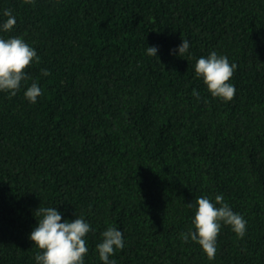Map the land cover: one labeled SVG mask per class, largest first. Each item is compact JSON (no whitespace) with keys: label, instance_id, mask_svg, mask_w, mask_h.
I'll list each match as a JSON object with an SVG mask.
<instances>
[{"label":"trees","instance_id":"16d2710c","mask_svg":"<svg viewBox=\"0 0 264 264\" xmlns=\"http://www.w3.org/2000/svg\"><path fill=\"white\" fill-rule=\"evenodd\" d=\"M6 8L16 24L0 36L39 59L0 92V264H34L35 209L53 205L94 229L85 264H102L109 225L125 237L116 264H264V0H0V21ZM184 38L192 55L170 54ZM212 50L237 65L227 102L195 75ZM216 194L247 231L222 225L210 260L179 234L188 204Z\"/></svg>","mask_w":264,"mask_h":264},{"label":"clouds","instance_id":"9594fccd","mask_svg":"<svg viewBox=\"0 0 264 264\" xmlns=\"http://www.w3.org/2000/svg\"><path fill=\"white\" fill-rule=\"evenodd\" d=\"M31 3L32 0H27ZM4 19L0 21V32H11L16 24V16L11 9H4ZM190 41L181 39L170 54L184 57L191 56ZM158 47L148 46L146 54L158 58ZM39 59L36 49L21 36H0V92L14 96L21 90L22 82L30 78L26 68ZM237 65L230 62L227 55L212 50L206 56L196 59L194 71L206 86L212 97L225 102L233 99L236 88L231 82ZM43 76L48 70L41 69ZM199 97L200 93L193 90ZM29 103H36L42 95L41 86L33 80L24 92ZM193 209L191 225L187 231L181 232L183 242L193 241L200 245L208 259H214L217 251V237L222 225L231 227V230L240 238L247 231V221L235 212L232 206L224 199L223 194H216L214 199L208 195L196 197L194 203L188 204ZM63 213L57 207L45 206L35 209L36 224L29 233V239L35 245L33 254L34 264H85V257L89 253L87 234L93 231L91 224L84 216L74 219L62 218ZM101 239L95 245V250L102 264H116L114 254L125 247V237L121 229L109 225L101 232Z\"/></svg>","mask_w":264,"mask_h":264}]
</instances>
